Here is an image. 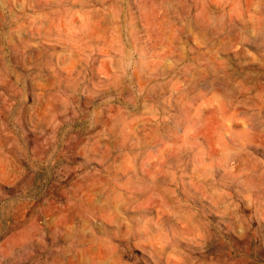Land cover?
Listing matches in <instances>:
<instances>
[{
  "label": "rangeland",
  "instance_id": "rangeland-1",
  "mask_svg": "<svg viewBox=\"0 0 264 264\" xmlns=\"http://www.w3.org/2000/svg\"><path fill=\"white\" fill-rule=\"evenodd\" d=\"M0 264H264V0H0Z\"/></svg>",
  "mask_w": 264,
  "mask_h": 264
}]
</instances>
